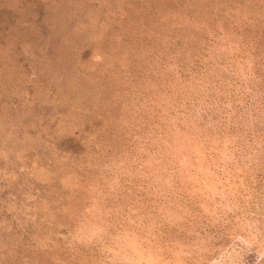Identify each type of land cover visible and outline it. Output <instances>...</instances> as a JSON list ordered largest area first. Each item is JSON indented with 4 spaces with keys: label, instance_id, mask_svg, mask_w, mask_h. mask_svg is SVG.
Returning a JSON list of instances; mask_svg holds the SVG:
<instances>
[{
    "label": "rangeland",
    "instance_id": "374dc122",
    "mask_svg": "<svg viewBox=\"0 0 264 264\" xmlns=\"http://www.w3.org/2000/svg\"><path fill=\"white\" fill-rule=\"evenodd\" d=\"M0 264H264V0H0Z\"/></svg>",
    "mask_w": 264,
    "mask_h": 264
}]
</instances>
